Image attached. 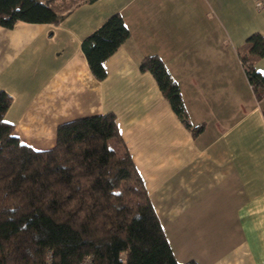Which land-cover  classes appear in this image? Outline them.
<instances>
[{
    "label": "crops",
    "instance_id": "obj_1",
    "mask_svg": "<svg viewBox=\"0 0 264 264\" xmlns=\"http://www.w3.org/2000/svg\"><path fill=\"white\" fill-rule=\"evenodd\" d=\"M120 12L130 37L92 72L82 42ZM264 36L254 0H87L60 22L0 25L6 119L35 149L62 122L114 112L121 135L180 262L264 264V98L243 66ZM159 54L178 81L197 135L141 60ZM264 73V56L251 54Z\"/></svg>",
    "mask_w": 264,
    "mask_h": 264
},
{
    "label": "trees",
    "instance_id": "obj_2",
    "mask_svg": "<svg viewBox=\"0 0 264 264\" xmlns=\"http://www.w3.org/2000/svg\"><path fill=\"white\" fill-rule=\"evenodd\" d=\"M87 0H0V25L17 20L60 22ZM120 12L84 38L93 74L107 76L104 61L130 37ZM242 55L259 100L264 73L250 55L264 56V36L253 33ZM150 71L182 122L195 135L180 85L159 54L140 62ZM12 97L0 91V264H200L180 262L124 141L114 112L78 117L57 128V143L35 149L6 119ZM264 111V107H263Z\"/></svg>",
    "mask_w": 264,
    "mask_h": 264
},
{
    "label": "built area",
    "instance_id": "obj_3",
    "mask_svg": "<svg viewBox=\"0 0 264 264\" xmlns=\"http://www.w3.org/2000/svg\"><path fill=\"white\" fill-rule=\"evenodd\" d=\"M254 3L259 9L264 8V0H254ZM81 264H92V256L87 255L85 260Z\"/></svg>",
    "mask_w": 264,
    "mask_h": 264
}]
</instances>
